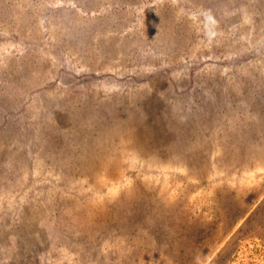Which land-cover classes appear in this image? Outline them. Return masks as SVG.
<instances>
[{
  "label": "rangeland",
  "instance_id": "obj_1",
  "mask_svg": "<svg viewBox=\"0 0 264 264\" xmlns=\"http://www.w3.org/2000/svg\"><path fill=\"white\" fill-rule=\"evenodd\" d=\"M0 264H264V0H0Z\"/></svg>",
  "mask_w": 264,
  "mask_h": 264
}]
</instances>
